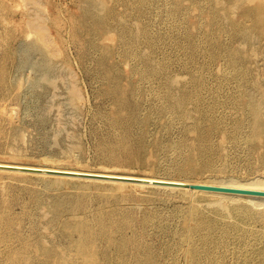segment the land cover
<instances>
[{
  "label": "rangeland",
  "instance_id": "obj_1",
  "mask_svg": "<svg viewBox=\"0 0 264 264\" xmlns=\"http://www.w3.org/2000/svg\"><path fill=\"white\" fill-rule=\"evenodd\" d=\"M87 1L0 0V159L263 178L264 146L253 136L241 93L264 108V0H150L147 12L136 0H104L111 11L101 31L82 26L89 25ZM34 16L46 23L54 48L34 45L27 25ZM145 24L128 52L122 32ZM167 90L189 94L186 114L172 108ZM198 119L206 125L203 137L194 127ZM128 120L130 144L142 151L123 160L114 152ZM196 146L202 163L193 170L188 156ZM190 204L171 190H113L87 180L58 185L37 174L0 172V264H188L181 235ZM211 215L219 232L237 220ZM79 223L97 231L88 246ZM243 224L245 242L228 239L218 261L202 253L200 264H240L234 249L247 246L257 255L264 214Z\"/></svg>",
  "mask_w": 264,
  "mask_h": 264
},
{
  "label": "bare ground",
  "instance_id": "obj_2",
  "mask_svg": "<svg viewBox=\"0 0 264 264\" xmlns=\"http://www.w3.org/2000/svg\"><path fill=\"white\" fill-rule=\"evenodd\" d=\"M35 1L37 2V0ZM149 1L150 0H136V3L138 4V6L144 7L146 10ZM87 2H88V6L85 8L83 18L84 17L90 18L88 19L89 25H86V21H85V23H83L82 26L89 27V29L92 30L101 31L103 23L105 24L106 22V15L111 10L107 8V4L104 0H88ZM147 11L148 10H146L145 12ZM230 21L235 23V25H237L238 27V22H236L234 19H231ZM45 24L35 16L32 19H30V22L27 21V25H30V27L33 28V30L36 33L34 45H36L37 47H42L44 49L46 45L51 48H54L53 45L51 44V38L49 37L50 34L48 35L47 32L50 30H47ZM147 30H148V25L145 24V26L140 25L136 31L128 29V31L125 30L122 32V35H124L122 36V40L127 45L128 52H130L129 49L130 40H132V38L137 34L146 33ZM237 30L244 32L245 36L249 35L247 29L243 27H239L237 28ZM53 44L55 45V43ZM148 66L151 67V65ZM158 66L159 68L162 69L164 68V63L162 62ZM150 71L154 72V70L152 69H150ZM168 81L169 83H171L172 81H174V78ZM74 84L75 83H73V85ZM197 85L200 86L198 83ZM78 92L79 91L75 90V93ZM241 95H242L241 99H243V102L245 103L247 110L251 114V126L253 129V136L261 142L262 146H264V108L260 103L252 101L248 92L241 93ZM121 96L123 100H126V95L124 93ZM165 96L167 97L169 104L172 106V108L176 109L177 112H180L182 114L187 113V110H185L186 104L189 99V94L187 92L181 93L180 95H174L170 90H167L165 91ZM197 110L201 112L203 118H205L208 114L206 111H203L201 107H198ZM240 123L241 121L238 123V126ZM215 126L216 123L212 122V124H210L208 128H214ZM194 127L196 128L198 133H200L201 137L205 135L206 125L204 124V122L201 123L200 119H198L194 123ZM129 129H130V123L128 120L125 123V131L123 132V136L121 137V140L118 143L119 147L117 151L114 152L115 158H119L123 160H132L134 157H137L142 151L141 147L136 148L130 144L132 136H130L131 134L129 132ZM196 149L197 150H195L192 154L188 156V160L193 162V170L199 169V166L202 163V161H200L202 157V152H201L202 150L197 148V146ZM263 157H264V153H263ZM26 170H30V171H26ZM33 171H38V172H33ZM0 172H5L10 175L37 174L47 177V180L50 183L58 184V185H69L71 180H83V181L87 180L91 182L108 183L110 184L113 190L134 189L142 193L156 188V189L175 191L177 194L191 199V204L187 213L185 228L181 235L182 243L186 246V249L184 250H185L186 259L188 260V264H200L199 256L202 253H205V255L209 256L211 261L213 262L218 261L222 257V254H219L217 249L220 246L225 245L228 239L234 237L238 239L237 241L240 243L246 241L248 232H246V227L243 226L244 220L247 219L248 217L254 218L257 214L261 212L262 214H264V195L261 194L243 193L236 191H223V190H214V189H198V188H190L181 185L164 183V182H172V183L185 184L189 182L190 183L197 182L203 184H217L223 186L254 188V189L264 190V177L253 180H241V179H233V178L196 179L190 177H173L167 175L165 176V175L155 174L152 172L150 173L139 172L137 174H133L131 173V171H119L112 169H94L89 167H80V166L65 164L64 162L38 163V162L17 161L10 159H0ZM75 172H79V173H75ZM80 172H84V173H80ZM85 174H90V176H87ZM93 175H97V177H94ZM130 175H132L134 178L132 177L130 178ZM128 181H137V182H128ZM201 200H205L207 202L206 205H203L201 203ZM142 206H144V204ZM211 211L212 212L216 211L223 216H230L234 218L237 217V220L235 219L233 222L230 223V225L225 227L224 232H219L217 230L218 219L215 216L211 215ZM99 225L102 228L100 231H104L103 229L106 225H105L104 217L102 215L99 217ZM77 227H78L77 229L80 230V232L84 237L83 239L84 245L88 246L92 241V239L96 236L97 231L95 229H92L89 225L83 223H79ZM196 232H199V235L195 238L194 236ZM112 234L114 235V233ZM239 246L240 245H238L237 247ZM261 247L264 246L263 245L255 246V248H261ZM245 248L247 249H240V248L234 249V253H236L238 256L242 258L240 264H264V248H262L257 255H254L253 247L248 248L247 246ZM141 261L143 263L146 262L147 261L146 257L142 256Z\"/></svg>",
  "mask_w": 264,
  "mask_h": 264
},
{
  "label": "water",
  "instance_id": "obj_3",
  "mask_svg": "<svg viewBox=\"0 0 264 264\" xmlns=\"http://www.w3.org/2000/svg\"><path fill=\"white\" fill-rule=\"evenodd\" d=\"M53 172H55V171H53ZM85 175L90 176V174H85ZM93 176L97 177V175H93ZM164 183L173 184V185H181V186H186V187H190V188H198V189H214V190L236 191V192L264 195V190L254 189V188L223 186V185H217V184H203V183H197V182H191V183L189 182V183H185V184L172 183V182H164Z\"/></svg>",
  "mask_w": 264,
  "mask_h": 264
}]
</instances>
